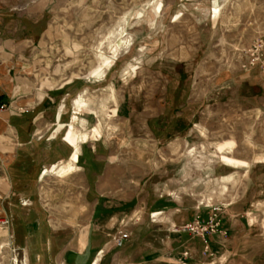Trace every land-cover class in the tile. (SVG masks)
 <instances>
[{"label":"rangeland","instance_id":"rangeland-1","mask_svg":"<svg viewBox=\"0 0 264 264\" xmlns=\"http://www.w3.org/2000/svg\"><path fill=\"white\" fill-rule=\"evenodd\" d=\"M8 11L20 39L0 62L11 80L3 109L60 87L70 89L71 101L81 94L89 108L80 112L87 125L77 115V132L89 134L79 168L36 183L49 220H99L115 232L117 248L125 242L113 240L120 232L139 245L170 230L164 251L173 247L178 255L189 246L216 264L201 237L177 228L195 217V206L207 211L206 218L196 213L206 221L220 206L227 234L211 235L223 237V264H264V70L248 64V51L264 40V0H0V14ZM5 43L0 38V47ZM67 130L55 134L56 142L71 143ZM62 155L51 149L52 161ZM95 172L101 204L115 212L81 210L82 202L93 203L80 193ZM19 184L25 193L33 187L32 180ZM8 186L0 179V264H26L12 241L25 230L36 196L14 188L2 194ZM164 201L181 209L177 225L141 227L140 220L159 219L151 210Z\"/></svg>","mask_w":264,"mask_h":264},{"label":"crops","instance_id":"crops-1","mask_svg":"<svg viewBox=\"0 0 264 264\" xmlns=\"http://www.w3.org/2000/svg\"><path fill=\"white\" fill-rule=\"evenodd\" d=\"M29 17L32 23H36L38 20V18ZM14 19L13 13L9 11L0 14V38L6 40L4 47H0V62L7 59L4 55L6 50L14 53L13 49L9 47H14V44L20 39L19 25L12 21ZM1 31L3 32L1 33ZM32 37L35 40V35ZM10 81V76L7 75L4 65L0 64V107L9 101V96L3 90L4 85L7 90H10ZM62 88L37 96V101L33 103L29 99L15 101L13 105L9 106V109H3L0 112V179L8 181L10 185L7 187V192L3 191L2 194L8 195L10 188H14V191L19 195L30 197L34 192L36 196L33 205L27 208V215L24 218L25 230L18 231V234L13 237V250L23 254L27 260L26 264H181L183 253L175 255L177 253L173 247L164 251L162 246L163 243L167 244L170 241L172 237L170 230L165 237H157L154 243L141 242L138 245L137 241L132 238L127 239L122 247L117 248L112 241L115 232H112L110 227L101 225L99 220L97 222L81 220L73 225L57 224L49 220L47 208L38 202L36 183H32L33 187L27 193L18 190L21 181L26 182L37 178V182H40L45 177H43L45 169L68 162L73 154L74 147L71 143L63 141L65 144L61 145L56 142L57 137H55L60 129L64 130L69 127L76 115V104L74 100L69 99L70 89L62 91ZM68 102H71L70 105ZM79 116L81 120L86 121L87 125L89 119L84 118L80 113ZM77 127L81 132L85 130L84 125L79 124ZM51 149L55 152H63V155L52 161ZM96 158V161H103L101 157ZM92 169L94 168L92 167ZM38 170L40 173L36 177ZM93 175L95 176H92L91 173L86 175L88 185L80 193L86 199L92 197L93 203L89 205L87 202V204L82 202L81 210L92 211L94 215L101 212H115L112 205L101 204L99 199L101 193L98 187V184L101 183L100 174L95 172ZM151 181L152 178L147 179L146 186L152 185ZM165 203L166 201L151 210L159 219H152L148 222L140 220L143 222L141 227L152 224L157 228L170 229L176 226L177 214L181 209L167 206ZM147 209V207L145 210L142 208L139 211L140 214L142 210H144L143 214H146ZM195 210V216L200 210L202 216L207 217V211L205 212L200 206H195ZM110 216H107L108 219ZM193 218L183 219V223ZM199 241V244L202 243L204 251L205 243L201 239ZM207 242L216 254V264H223V246H226L223 245V237L210 235ZM187 247L185 246V250L188 249L192 253L190 259L192 264H213L208 263L206 256L194 253V249Z\"/></svg>","mask_w":264,"mask_h":264},{"label":"built area","instance_id":"built-area-1","mask_svg":"<svg viewBox=\"0 0 264 264\" xmlns=\"http://www.w3.org/2000/svg\"><path fill=\"white\" fill-rule=\"evenodd\" d=\"M250 49V61L249 65L255 66V64H261V67L264 70V40H257ZM4 108V106L0 107V111ZM223 211L222 207L214 206L211 209L209 219L206 221L200 215L194 217V219L190 222L184 223L180 228H177L178 231L189 232L193 236H199L205 243L204 251H209V244L207 242V236L215 233H222L226 235V231L221 230V218L220 214ZM130 238V234L127 232H120L113 237L115 243L119 246L123 244L124 241ZM212 256V253H209ZM191 253L189 251H185L183 253V259L181 260V264H192L190 262Z\"/></svg>","mask_w":264,"mask_h":264},{"label":"bare ground","instance_id":"bare-ground-1","mask_svg":"<svg viewBox=\"0 0 264 264\" xmlns=\"http://www.w3.org/2000/svg\"><path fill=\"white\" fill-rule=\"evenodd\" d=\"M214 12H215V16H217V14L219 12L218 8H215ZM106 66L107 67L110 66V61H107ZM105 72H106V69L103 68L100 70V72H98V74L101 75L102 77H104L106 74ZM74 103L76 104V109H75L76 115L74 116L72 122L69 124L70 130L68 131V134H67V139L74 146L73 154H72V156L68 162H66L62 165L60 164V166L54 165L53 167H51L49 169H45L43 171V177L46 176L47 174H49L50 172H56L60 175H63V174L69 173V172L74 171L77 168H79L76 163H77L79 155L81 153L80 143L81 142L82 143L88 142L89 134L88 133L79 134L77 132L76 124L79 120V117L77 116V114H79L82 110H88L89 108L87 107V103L83 99V96L81 94L74 99ZM95 134L97 136L100 135V129L98 127L95 129ZM225 161L228 165L236 164V162L233 159L228 158V157L225 158Z\"/></svg>","mask_w":264,"mask_h":264},{"label":"trees","instance_id":"trees-1","mask_svg":"<svg viewBox=\"0 0 264 264\" xmlns=\"http://www.w3.org/2000/svg\"><path fill=\"white\" fill-rule=\"evenodd\" d=\"M39 173H40V170H38V171L36 172V177H37V175H39ZM32 183H37V178L34 179V180H32Z\"/></svg>","mask_w":264,"mask_h":264}]
</instances>
